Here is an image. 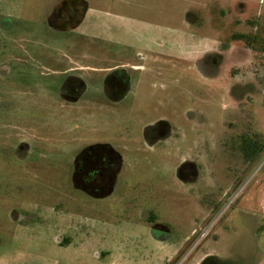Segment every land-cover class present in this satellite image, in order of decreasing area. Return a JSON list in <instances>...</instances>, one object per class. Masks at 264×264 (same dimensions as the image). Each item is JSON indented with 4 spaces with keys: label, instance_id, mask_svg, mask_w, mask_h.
Masks as SVG:
<instances>
[{
    "label": "rangeland",
    "instance_id": "1",
    "mask_svg": "<svg viewBox=\"0 0 264 264\" xmlns=\"http://www.w3.org/2000/svg\"><path fill=\"white\" fill-rule=\"evenodd\" d=\"M57 3L0 0V67L10 65L12 74L20 64L37 67L36 82L27 85L21 78L22 91L7 88L0 71V264L62 262L49 251L58 248L54 237L68 223L106 238L111 250L121 248L107 264H140L146 255L147 264H190L207 248L224 258L256 257L253 228L262 215L258 204L246 208L244 198L253 194L258 201L262 194L256 183L264 167L255 171L264 160V67L253 74L259 65L250 51L245 65L212 78L197 60L218 47L212 44L211 11L224 13L232 30L249 32L255 20L264 29V0H85L86 34L80 42L77 34L47 29ZM189 12L192 17H186ZM223 18L217 16L215 24ZM2 19L14 28L4 29ZM117 66L144 70L136 76L135 93L112 104L102 84ZM75 67L90 91L79 103H62L52 76ZM258 78L261 91L250 94ZM236 81L246 83L249 93H232L228 87ZM6 89L11 94L1 99ZM161 119L172 122L171 136L147 144L144 128ZM93 143H110L124 157L115 191L103 199L72 184L76 154ZM186 161L195 162L198 171L195 179L194 167L184 173L187 182L177 174ZM250 178L243 195L230 203ZM206 209L212 210L208 217ZM152 214L167 227L162 234L168 242L144 236ZM219 216L196 245L194 227L199 231Z\"/></svg>",
    "mask_w": 264,
    "mask_h": 264
},
{
    "label": "flooded vegetation",
    "instance_id": "2",
    "mask_svg": "<svg viewBox=\"0 0 264 264\" xmlns=\"http://www.w3.org/2000/svg\"><path fill=\"white\" fill-rule=\"evenodd\" d=\"M192 15L193 14L189 12L187 13L186 17H192ZM217 16H222V18L224 17L223 23L220 25L215 24ZM86 19L87 10L85 0H58L56 7L50 11L46 19V27L53 35L77 34L78 41L80 42L86 34ZM211 19V24L215 29L213 32H211L213 35L212 44L218 47L208 48L204 56L200 60H197V63L199 65L203 64L204 66H207V71L208 73H210V76L212 78L220 77L221 75H223L220 73V71L224 68L228 70L230 66L245 65L247 61V54L252 51L258 58L259 65V69L253 71V74L258 75L259 70L264 67V63H262V58H264V29L260 24V20H255L256 23L252 27V29L249 32H244L239 28L237 30H232L229 25V20L226 19L224 13L215 15L211 11ZM1 23H4L3 26L5 27L3 28H6V30H8V28H10V30L14 28V23L9 19H2ZM228 40L232 42H228ZM2 70L5 71V78L9 80L3 83L7 88L9 87V84H11L13 85V89H15L16 87L20 89V87L22 86V77L26 78L25 80L27 85L31 84V82L37 81H35V79L33 78L34 75H37V67H35L33 63L29 64V66H23L22 64H20L19 68L15 70V74H12V67L10 65L1 64L0 71L3 72ZM143 70V67H133L132 71H130L125 67L117 66L112 69L110 73L106 74L102 84V91L106 99H108L109 103H122L131 94H134V87L137 83L136 76H139L143 72ZM227 70L224 74L228 75L229 77H236V75H230V73L228 74ZM56 71L58 73V76H56V78L52 76V73H48V77L52 76V82L55 84L58 83L59 97L62 103H79L82 98L86 96L90 91L87 82L80 74V68H61ZM138 71L142 72L139 73ZM258 79H254L255 81L253 80L254 89H252L253 91L251 90L252 92L250 94L260 93L261 89H259V85L256 82L260 81L261 79ZM240 84H243L245 87H239ZM245 84L246 83H240L239 81H236L232 85H230L228 89L232 90V93L236 91V94L243 95L245 93H249V90L247 89L248 87L246 88ZM256 85L258 89H256ZM35 86L37 87V84ZM6 91V94L1 92V99L8 97L11 94L7 89ZM20 91H22V89H20ZM192 114H195V116H197V112ZM193 115H189V118ZM200 118L203 119L201 114ZM171 123L172 122L167 119H161L154 124L147 125L143 130V138L145 139L146 143L149 145H155L162 140L168 139L172 134L173 127L171 126ZM95 144H109L110 146H112L122 156L124 165L123 155L112 144L93 143L86 145L76 154L74 158L72 184L76 190L83 192L92 199H103L109 197L114 193L119 180V176L123 169V165L117 177L113 178L110 169L107 168L106 164L104 165L102 163L103 161H101L100 157L95 152H88V154H84L88 147ZM23 146L24 145L21 143L18 148H23ZM183 164H191V167H194V171L191 175L193 179L197 178L198 171L196 169V163L193 161H186L181 165ZM191 167H187L184 172L188 173V170L192 169ZM146 220L151 227L150 231L148 229L147 233L144 236H146L148 239L151 236L154 240L162 243L169 241V238L165 237L162 234V232L168 231L167 227L161 222H158L157 218H155L153 214L148 216ZM65 230L66 232H64L60 237H54L58 248L49 251L50 254L52 253V256H60L62 258V262L57 261V264H95L90 260V256H94L95 252H97L98 258H100L104 263V260H106L107 258L112 259V255L120 253L121 248L118 251L111 250L106 244V238L101 237V235L97 236L85 232V230L81 226L79 228L76 227V225H70L68 223L65 227ZM196 233L197 229H194L193 234L196 235ZM110 238L112 239V237ZM87 244H90L89 247H91L92 245H96V247L99 248L97 251L93 252L92 249L88 248L86 255L81 254L83 252L81 250V247H84ZM147 248L148 246L146 245L145 249ZM59 250L62 252V254L59 252ZM121 252L128 253V251L124 250L123 247ZM147 257V255L146 257L143 256L140 264H147L145 262ZM127 261H129L128 264H132L130 260ZM44 264H48L47 261H45Z\"/></svg>",
    "mask_w": 264,
    "mask_h": 264
},
{
    "label": "crops",
    "instance_id": "3",
    "mask_svg": "<svg viewBox=\"0 0 264 264\" xmlns=\"http://www.w3.org/2000/svg\"><path fill=\"white\" fill-rule=\"evenodd\" d=\"M256 185H258L259 188H261L260 190L258 189L259 190L258 192L256 191L257 194L259 192L262 193L260 199L258 201H256V200H254L255 197L253 196V194H248L247 196H245L244 202H245V207L246 208L248 207L249 209L254 207L255 204H258L257 212L262 215V219L260 220V222L257 223L254 226V228H253L254 229V233L256 235L255 243H254L253 247L255 248L257 254H256V257H251L248 254L238 257V258L241 259V263L240 264H264V173L259 178V181L256 183ZM206 211H207V213H206L205 216L208 217L212 213V212L210 213V211H212V210L209 211L208 209H206ZM197 225L198 224H196V226ZM196 228L197 227H194V229H196ZM89 245L90 244H87L86 246L81 247V250L83 251L81 254L86 255L87 250L89 248ZM93 251H97L96 249H94V246H93L92 252ZM59 252L62 254V252L60 250H59ZM209 256H216V257H218L220 259H223V260H234V258H230V257L224 258L222 256H219V255H217L215 253L214 250H211V249L207 248V250H203V251L197 252L196 256H194L193 259L190 260L191 261L190 264H201ZM23 258L24 257L22 255V253L21 254L19 253L18 259L22 260ZM18 259L17 258L16 259H12V261H9V263H13V261L15 262ZM90 259H92L91 261H93V263H95V264H105V263H103V261L100 258H98L97 252H95L94 256H90Z\"/></svg>",
    "mask_w": 264,
    "mask_h": 264
},
{
    "label": "trees",
    "instance_id": "4",
    "mask_svg": "<svg viewBox=\"0 0 264 264\" xmlns=\"http://www.w3.org/2000/svg\"><path fill=\"white\" fill-rule=\"evenodd\" d=\"M88 152H95L103 161L102 163L106 166L107 168L110 169L112 172L111 175L113 178L117 177L119 171L122 168L123 165V158L120 155L118 151H116L112 146L109 144H95L93 146H90L87 148L84 154H88ZM256 150L252 152L251 159L249 160V163L252 161V158L255 156ZM83 156V155H82ZM81 156V157H82ZM192 165L190 164H183L178 168L177 174L180 180L187 182V179L184 176V171L187 169V167H191ZM243 260V259H242ZM241 259L240 258H235L234 260H223L220 259L216 256H209L207 257L201 264H240Z\"/></svg>",
    "mask_w": 264,
    "mask_h": 264
},
{
    "label": "built area",
    "instance_id": "5",
    "mask_svg": "<svg viewBox=\"0 0 264 264\" xmlns=\"http://www.w3.org/2000/svg\"><path fill=\"white\" fill-rule=\"evenodd\" d=\"M263 167H264V160L258 165L255 173L258 172L259 170H261ZM251 179L252 178H250L249 180L243 182L242 184H240V186L238 188L235 189V191H234V193L232 195V199H231V202L230 203H232L238 197H240L241 195H243V193L246 190V186H248V184L250 183V180ZM230 203H229V205H230ZM229 205H227V207ZM227 207L223 210L222 213H224V211L227 209ZM220 216L217 217V218H214L213 217L214 219H212L207 225H205L203 228H201L199 231H197V235L196 236H198V237L196 239V241H197L196 245H198L201 241H204V239L207 238V236L211 233L212 228L214 227V225L217 224Z\"/></svg>",
    "mask_w": 264,
    "mask_h": 264
}]
</instances>
